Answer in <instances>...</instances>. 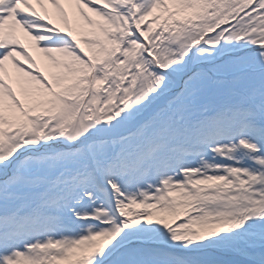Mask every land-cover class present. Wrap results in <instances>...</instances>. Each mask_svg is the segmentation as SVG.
Returning <instances> with one entry per match:
<instances>
[{"label":"snow or ice","instance_id":"snow-or-ice-1","mask_svg":"<svg viewBox=\"0 0 264 264\" xmlns=\"http://www.w3.org/2000/svg\"><path fill=\"white\" fill-rule=\"evenodd\" d=\"M0 264H264V0H0Z\"/></svg>","mask_w":264,"mask_h":264}]
</instances>
